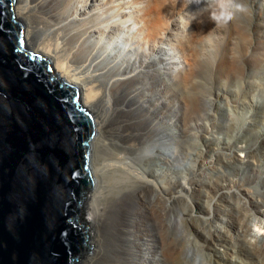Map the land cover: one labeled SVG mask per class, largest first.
<instances>
[{
  "label": "bare ground",
  "instance_id": "bare-ground-1",
  "mask_svg": "<svg viewBox=\"0 0 264 264\" xmlns=\"http://www.w3.org/2000/svg\"><path fill=\"white\" fill-rule=\"evenodd\" d=\"M76 1L16 0L14 14L27 25L25 44L77 87L94 119L89 150L94 186L85 202L94 248L79 264H264V35L254 39L253 53H244L253 43L245 38L249 24L239 25L224 0L218 7L203 1L209 10L200 18L209 23V33L214 21L221 24L224 44L215 60L206 48L201 53L196 40L203 32L189 21L185 40H165L185 60V69L167 75L166 83L145 50L135 49L126 66L100 68L92 54L97 46L88 45L98 17L87 9L97 0L82 6ZM155 2L139 16L133 46H151L170 30V22L161 21L164 8ZM40 32L43 39L37 38ZM107 33L112 42L115 33ZM236 34L242 41L233 50ZM222 77L237 80L241 91L233 98L239 105L249 100L251 108L234 121H213L223 134L239 130L238 137L225 140L207 126L214 95L224 97L215 92ZM176 103L180 116L173 111ZM226 168L246 174L229 175Z\"/></svg>",
  "mask_w": 264,
  "mask_h": 264
},
{
  "label": "water",
  "instance_id": "water-1",
  "mask_svg": "<svg viewBox=\"0 0 264 264\" xmlns=\"http://www.w3.org/2000/svg\"><path fill=\"white\" fill-rule=\"evenodd\" d=\"M0 0V264H79L89 244L94 119L77 87L28 51Z\"/></svg>",
  "mask_w": 264,
  "mask_h": 264
},
{
  "label": "rangeland",
  "instance_id": "rangeland-1",
  "mask_svg": "<svg viewBox=\"0 0 264 264\" xmlns=\"http://www.w3.org/2000/svg\"><path fill=\"white\" fill-rule=\"evenodd\" d=\"M108 1L109 0H97L96 2L89 3L88 7L90 6V8L87 9V12H90V15L95 14L96 17H98L96 22L97 24L95 23V26L91 28V31L95 32H92V40L90 39L88 41V45L91 46L92 44L93 47L97 46L96 49H94V51L92 52V54L94 57L97 58V63L99 61L100 68H103V66L106 67V65L107 69H115V67L121 65L126 66L129 61L133 62V60L135 59L133 54L135 52V49H139L138 51L140 52L145 50V53H147L148 57L156 61V66L158 70L162 72V76L163 79H165V82H170V79L169 77H167V75H176L179 72L183 71L185 69V60L180 50L174 48L173 45H168V42L165 40L172 39L175 43H178L181 38L185 40L186 34L190 30L189 21L193 22L196 27L200 28V30L203 32L202 34H200V36L197 37L196 40V46L201 51V53H203V50L206 48L207 52L211 56V59L215 60L217 56L218 46L224 44L226 33L224 30L221 29V24H218L217 21H214V29H212L209 33L207 31V26L209 25V23L202 21V18H200L199 14L203 11L206 12L209 10H207V7L203 5V1H205L207 4L213 3V7H218L220 1L222 0H156L154 5H158L160 8H164L165 10L164 16L162 17L161 21L163 23L170 22V30L167 33H163L161 35V40L157 41V43H153L151 46L144 45V48L133 46L132 37L140 36L139 29L141 28L142 24L139 23L138 18L141 15L144 7H146L147 5H151L152 0H140L139 3H135L136 0H112V2L110 3ZM82 2L84 3V0H77L75 4L77 5L78 3L80 6H82ZM23 5L25 4L19 3V6ZM224 5L228 7V9L233 10V13L237 16L236 19L238 21L241 20V22L238 23L239 25L240 23L249 24L251 32H248L245 38L250 39V41L252 40L253 43H250L248 46H246L244 53H253V47L256 44L255 40L259 41L258 38L264 35V0H224ZM76 17L79 18L80 16L76 15ZM18 20L24 27L25 33V29L27 26L26 23L19 18ZM120 25L123 28L122 31H118ZM98 28L105 30L106 33L104 35L102 34V32L99 33ZM109 31L115 33L112 34V42L109 39V36H107V32ZM37 38L43 39L44 33H38ZM240 41H242L241 37L238 38L236 34L230 40L231 48L233 50L240 48ZM39 43L40 41L38 42V44ZM24 45L28 51L37 54L32 50V46L25 44V42ZM263 47L264 44H261L260 51H263ZM153 48H155V50L160 49V53L154 52ZM232 53L233 51L231 52V55ZM37 55L44 57L41 54ZM173 58H176V61L174 60V62L177 63V66L173 65ZM203 58H205V55H203ZM161 59H163L164 61L161 62ZM247 72H249V68H246L245 73ZM55 73L57 74V72ZM57 75L59 76V74ZM61 79L66 81L63 78ZM220 80L221 79L217 81V89L215 90V92L216 94H223L222 96L224 97H217V95H214V99L216 100V104L214 106L215 111H213L214 116H209V120H211L212 123L208 120L207 126L209 127V130L216 135V137L221 138L220 140H225L227 137H229V139H232L235 136L238 137L239 130H236L235 133L233 132L231 135L223 134L226 131L220 130L219 128H214L216 125L213 124V121L215 122L217 119L220 120V122H226L229 119L234 121L237 118H242V113L249 112L251 108L249 100L241 105H239V103L234 100L233 94H235V92H237L238 90L241 91V86L239 83H237V80L235 78L222 77V82ZM248 88L249 87L247 86L245 89ZM227 90H229V95L227 94ZM173 111L178 113V116H180L179 103H176V106L173 108ZM217 111L220 112L217 113ZM174 122H176V120L173 121V123ZM256 122H259L258 124L261 129L262 122ZM176 124L178 125L179 129V123L176 122ZM194 143L198 145V140H195ZM194 147H196V145ZM180 166L181 165L178 164V168ZM231 171L232 170L230 169L229 171L227 168L225 169V172L227 174L233 176L239 174V176L243 177L246 174H243L241 172L242 170L240 172L237 171L236 173L234 171V173H230ZM86 214L87 211L85 210V221L88 218ZM104 226L103 231L108 230L107 226ZM129 239L134 238L130 236ZM92 254L93 249L82 260L91 256ZM148 256L149 254L146 252L144 256L145 262H147Z\"/></svg>",
  "mask_w": 264,
  "mask_h": 264
}]
</instances>
